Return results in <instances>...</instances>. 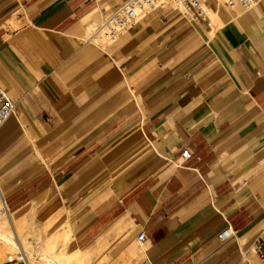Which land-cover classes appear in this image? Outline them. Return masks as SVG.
Listing matches in <instances>:
<instances>
[{
  "label": "crops",
  "instance_id": "crops-1",
  "mask_svg": "<svg viewBox=\"0 0 264 264\" xmlns=\"http://www.w3.org/2000/svg\"><path fill=\"white\" fill-rule=\"evenodd\" d=\"M128 1L0 0L12 232L50 236L57 221L78 263L262 264L264 0H204L208 21L163 7L90 42Z\"/></svg>",
  "mask_w": 264,
  "mask_h": 264
},
{
  "label": "built area",
  "instance_id": "built-area-1",
  "mask_svg": "<svg viewBox=\"0 0 264 264\" xmlns=\"http://www.w3.org/2000/svg\"><path fill=\"white\" fill-rule=\"evenodd\" d=\"M229 7L239 6L243 11H250L257 7L263 0H221ZM163 7H170L180 12L193 21H208L209 9L204 0H130L119 6L104 22L95 29L88 40L99 45L114 43L121 36L126 34L133 26L137 25L144 17L155 14ZM16 109L15 102L0 90V126L14 115ZM192 154L188 149L182 151L184 162L189 161ZM9 212L6 198L0 196V216ZM233 236L229 227L223 231L219 238L227 240ZM138 243L145 240V232H141L137 237ZM255 250L259 260L264 264V242L258 240L255 243Z\"/></svg>",
  "mask_w": 264,
  "mask_h": 264
},
{
  "label": "rangeland",
  "instance_id": "rangeland-1",
  "mask_svg": "<svg viewBox=\"0 0 264 264\" xmlns=\"http://www.w3.org/2000/svg\"><path fill=\"white\" fill-rule=\"evenodd\" d=\"M210 17L211 14L209 13ZM104 45H108V43ZM50 224L53 225L48 229L50 230V236L36 234L33 230L34 226L28 222L23 223L22 227L16 228L17 235H15L6 216H0V264L12 262L13 260L19 264H93L88 259L84 263H78L76 256L70 253L68 237L61 233V224L57 227H55L57 221H52ZM43 233H45V230ZM17 239H19L24 252L18 249ZM96 264L112 263L103 260Z\"/></svg>",
  "mask_w": 264,
  "mask_h": 264
},
{
  "label": "bare ground",
  "instance_id": "bare-ground-1",
  "mask_svg": "<svg viewBox=\"0 0 264 264\" xmlns=\"http://www.w3.org/2000/svg\"><path fill=\"white\" fill-rule=\"evenodd\" d=\"M6 216V215H5ZM7 217V216H6ZM7 219V218H6ZM23 259V258H22ZM26 261V260H25ZM27 262V261H26Z\"/></svg>",
  "mask_w": 264,
  "mask_h": 264
}]
</instances>
